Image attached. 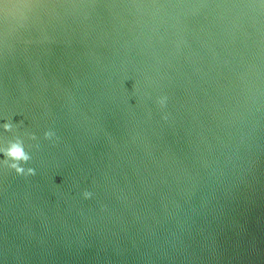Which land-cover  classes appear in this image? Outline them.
I'll return each instance as SVG.
<instances>
[{
  "label": "water",
  "instance_id": "water-1",
  "mask_svg": "<svg viewBox=\"0 0 264 264\" xmlns=\"http://www.w3.org/2000/svg\"><path fill=\"white\" fill-rule=\"evenodd\" d=\"M16 137L0 264H264V0H0Z\"/></svg>",
  "mask_w": 264,
  "mask_h": 264
},
{
  "label": "clouds",
  "instance_id": "clouds-1",
  "mask_svg": "<svg viewBox=\"0 0 264 264\" xmlns=\"http://www.w3.org/2000/svg\"><path fill=\"white\" fill-rule=\"evenodd\" d=\"M167 97H161L158 99L157 103L163 108L166 104ZM167 119V116L164 117ZM3 128L6 132L13 130L12 123H4ZM54 133L52 131H46L44 133L45 139H52ZM30 139L35 140V135H31ZM0 154L3 156V160H0V164H3L9 169L15 171L17 175L31 176L35 175V169L28 167L25 168L22 164H26L31 156L25 150L24 142L21 138L16 137L13 140H9L6 142V145L3 148H0ZM85 199L91 198L92 193L85 191L83 193Z\"/></svg>",
  "mask_w": 264,
  "mask_h": 264
}]
</instances>
